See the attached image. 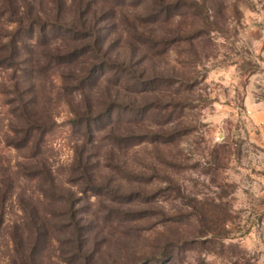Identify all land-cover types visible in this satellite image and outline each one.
<instances>
[{
  "label": "rangeland",
  "instance_id": "rangeland-1",
  "mask_svg": "<svg viewBox=\"0 0 264 264\" xmlns=\"http://www.w3.org/2000/svg\"><path fill=\"white\" fill-rule=\"evenodd\" d=\"M162 3L0 0V264H264V0Z\"/></svg>",
  "mask_w": 264,
  "mask_h": 264
},
{
  "label": "trees",
  "instance_id": "trees-1",
  "mask_svg": "<svg viewBox=\"0 0 264 264\" xmlns=\"http://www.w3.org/2000/svg\"><path fill=\"white\" fill-rule=\"evenodd\" d=\"M153 1V6L151 8V16H153L154 19L158 20L160 16L164 15V18L170 17V9L169 7L165 6L162 3V0H152ZM53 31H60L61 33L71 34L69 38L71 39H78V40H83V39H89V46L87 48L82 49L81 51L79 49H76L75 52H67L64 54H57V53H49L46 56V64L47 66H57V65H62V64H68L77 59V57H80L81 55H95V57L100 56L102 53V47L103 43L99 42L97 40V37L95 36V32L93 30H89L86 32H78L75 29H66L62 27L61 24L55 23L51 25L50 23L46 21H42V19L39 16H36L31 23L26 27L25 30L22 29V35L26 39L30 40H35V42H38L39 40H43L46 38H50L49 33H54ZM76 31V32H75ZM17 33V34H16ZM15 35L13 36V39L11 42H9V53L12 55L11 57H8V59L13 60L15 56H17V52L14 46V43L17 41L24 46L22 42V37L20 32H16ZM74 33V34H73ZM78 33V35L76 34ZM73 34V35H72ZM75 37V38H74ZM53 38V37H52ZM20 47V48H22ZM13 57V58H12ZM5 64H2V67H8L3 66ZM92 70V69H91ZM89 73V72H88ZM91 72L90 74L84 76V77H79L76 78L77 80V86L75 85L73 87V90L71 91H77V90H82L86 86H89V88L93 87L95 85V82H87L88 79L91 78ZM93 75V74H92ZM72 123L77 126H83L85 127L89 132L92 131L91 125L93 124L91 117H84L81 114H76L75 118L73 119ZM50 132V127L46 126L44 124H39L36 121L30 120L29 121V128L26 132L25 140L23 143L17 144V146H27L29 144H32L35 149V153H39L40 150L42 149L43 145H45V142L47 141V135Z\"/></svg>",
  "mask_w": 264,
  "mask_h": 264
}]
</instances>
